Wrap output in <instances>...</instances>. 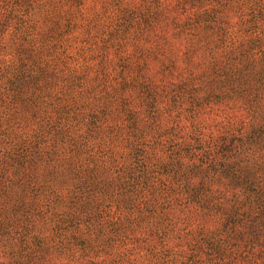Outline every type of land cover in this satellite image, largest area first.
<instances>
[{"label":"trees","instance_id":"1","mask_svg":"<svg viewBox=\"0 0 264 264\" xmlns=\"http://www.w3.org/2000/svg\"><path fill=\"white\" fill-rule=\"evenodd\" d=\"M0 264H264V0H0Z\"/></svg>","mask_w":264,"mask_h":264}]
</instances>
